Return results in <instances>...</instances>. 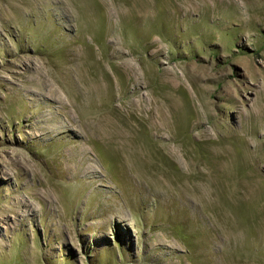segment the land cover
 Instances as JSON below:
<instances>
[{
    "label": "rangeland",
    "instance_id": "1",
    "mask_svg": "<svg viewBox=\"0 0 264 264\" xmlns=\"http://www.w3.org/2000/svg\"><path fill=\"white\" fill-rule=\"evenodd\" d=\"M0 264H264V0H0Z\"/></svg>",
    "mask_w": 264,
    "mask_h": 264
}]
</instances>
